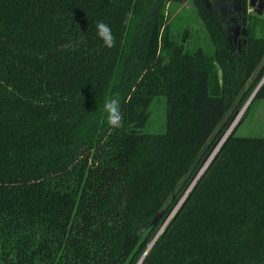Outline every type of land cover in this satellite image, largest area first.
<instances>
[{
    "label": "trees",
    "instance_id": "16d2710c",
    "mask_svg": "<svg viewBox=\"0 0 264 264\" xmlns=\"http://www.w3.org/2000/svg\"><path fill=\"white\" fill-rule=\"evenodd\" d=\"M185 1L0 0V264H136L144 253L208 139L264 76V8L252 17L240 0L237 49L216 0H190L207 55L169 38L161 8ZM109 96L121 128L107 123ZM158 97L164 131L150 134ZM140 264H264V138H228Z\"/></svg>",
    "mask_w": 264,
    "mask_h": 264
},
{
    "label": "rangeland",
    "instance_id": "374dc122",
    "mask_svg": "<svg viewBox=\"0 0 264 264\" xmlns=\"http://www.w3.org/2000/svg\"><path fill=\"white\" fill-rule=\"evenodd\" d=\"M253 3H254L253 6H249L248 4L246 9L247 10L246 13L252 17L258 14L257 12H259L262 6H264V0H253ZM263 8L259 14L262 13ZM161 16H162V20L166 23L169 38L173 39L178 44L181 43L184 51L191 52L196 48H199L202 52H204L207 55L212 54L213 45L210 41L209 35L206 29L204 28L202 22L198 18L196 10L190 0H187L183 3L170 2L164 4V6L161 8ZM230 28L231 31L235 32V28H236L235 26ZM232 35H233L232 33L229 34L230 38L229 37L228 38L230 39V41ZM236 37H237V33L234 34L235 39ZM261 63L262 61L260 62V64ZM260 64L258 65L257 69H259ZM242 107L240 108V110L242 109ZM237 117H236L237 119L235 118L236 120L234 119L233 121H232L233 117L230 118L228 125L222 130V133L227 130V127L230 124L233 123V125L235 126L234 135L236 137L264 138V100H254L252 98L251 101L247 104L246 108L239 115H237ZM227 118H228V114H226V116L224 117L223 122H225ZM164 124H165V103L162 97H158L153 100L152 104L149 107L148 121L143 131L150 134H160L164 131ZM221 126L222 125H220L218 128H220ZM216 140L217 138L212 139V137L208 139L206 143V145L210 144L208 149L206 150L205 153H202L197 157V159L193 162V164L190 166V168L184 175L183 179L186 180L185 185L182 187V190L177 194V198L175 199L174 202H176L178 199L179 201L181 200L182 202V200L184 199L183 202L185 203L190 191L193 189L194 185L202 175L198 177V179L195 181V184L193 185L190 191H188L184 195H182V193L185 190V188L188 185H190L191 180L194 177L196 171L202 166V164L208 157L207 154L213 147V144ZM204 171L202 172V174L204 173ZM188 174H190V176H188ZM174 218L172 219L169 218L167 220L166 224L161 229L162 232L165 230V228ZM161 221L159 223L158 229L161 228L162 226Z\"/></svg>",
    "mask_w": 264,
    "mask_h": 264
},
{
    "label": "clouds",
    "instance_id": "9594fccd",
    "mask_svg": "<svg viewBox=\"0 0 264 264\" xmlns=\"http://www.w3.org/2000/svg\"><path fill=\"white\" fill-rule=\"evenodd\" d=\"M132 12L126 14L125 23H129L132 20ZM97 36L102 40L104 46L111 49L116 46V39L112 33L110 26L103 21H97L96 23ZM9 92L13 91L11 86H6ZM103 110L106 114L107 123L112 128L123 127L124 117L121 113L119 97L109 96L104 100Z\"/></svg>",
    "mask_w": 264,
    "mask_h": 264
},
{
    "label": "water",
    "instance_id": "95a60500",
    "mask_svg": "<svg viewBox=\"0 0 264 264\" xmlns=\"http://www.w3.org/2000/svg\"><path fill=\"white\" fill-rule=\"evenodd\" d=\"M248 4H249V6H253V5H254L253 0H249ZM263 7H264V6H262V8H263ZM262 8L260 9L259 12H257L258 14L261 12ZM263 81H264V76H263V78L260 80V82L258 83V85L256 86V88L254 89L253 93L250 95V97L248 98V100L245 102V104L243 105L242 109H241L239 112H237V113L234 114V116H233V118H232V121H233V119H234L238 114H240V113L246 108L247 104L251 101V99L253 98L255 92H256V91L258 90V88L261 86V84L263 83ZM230 126H232V125L230 124V125L227 127V130H228V128H229ZM227 130H226V131H227ZM226 131L223 132V133L217 138V140L214 142L213 147L211 148V150L209 151V153L207 154V156L210 155L211 151L215 148V146L218 144V142L220 141V139L224 136V134L226 133ZM234 131H235V126L233 125V126L230 128V130H229V132L227 133V135L225 136V138L221 141V143H220L219 146L217 147L215 153L212 155V157L210 158V160H209L208 163L206 164V166H205V168L203 169V171L208 167V165H209L211 162L214 161L215 157L217 156V153L220 151L221 146H222V145L228 140L229 137L233 136ZM207 156H206V157H207ZM206 159H207V158H206ZM199 169H200V168H199ZM199 169L196 171L194 177L196 176V174H197V172L199 171ZM203 171H202V172H203ZM202 172H201V174H200L199 176L202 175ZM199 176H198V177H199ZM194 177L192 178V180L194 179ZM197 179H198V178H197ZM197 179H196V180H197ZM192 180H191V182H192ZM196 180H195V181H196ZM194 184H195V182L193 183V185H194ZM193 185L191 186V188H190L188 191H190V190L192 189ZM188 186H189V185H188ZM188 186L185 188V190L183 191L182 195H184V193H186V190H187ZM188 191H187V192H188ZM186 195H187V194H186ZM186 195H185V196H186ZM181 197H182V196H181ZM184 198H185V197H184ZM183 200H184V199H183ZM183 200H182V202H181V200L179 201V199H178L176 202L173 203V205H172V206L170 207V209L168 210V213H167V214L164 216V218L162 219V221H161V225H163L165 222H167V220H168L169 218L172 219V218H174V217L176 216L177 211H178V210L182 207V205L184 204ZM178 208H179V209H178ZM160 215H161V214L158 213V214L153 218V220L151 221V224H154L156 221H158V219L160 218ZM161 233H162V230H160V228H159V229L156 231V233L153 235L151 242L148 244L146 250H145L144 253L141 255V257L138 259V261H137L136 264H140V263H141V261H142L144 255L147 253L148 249L151 247V245L153 244V242L156 240V238H157Z\"/></svg>",
    "mask_w": 264,
    "mask_h": 264
},
{
    "label": "flooded vegetation",
    "instance_id": "af4514ba",
    "mask_svg": "<svg viewBox=\"0 0 264 264\" xmlns=\"http://www.w3.org/2000/svg\"><path fill=\"white\" fill-rule=\"evenodd\" d=\"M216 4L219 7V12L225 17V28L229 34H233L231 37V43L238 49L241 44H244V40L240 37L242 33V22L244 8L240 5V0H216ZM247 11V10H246ZM235 24V25H234ZM236 27L235 32L231 31L230 27ZM237 33L236 39L234 34Z\"/></svg>",
    "mask_w": 264,
    "mask_h": 264
},
{
    "label": "bare ground",
    "instance_id": "6f19581e",
    "mask_svg": "<svg viewBox=\"0 0 264 264\" xmlns=\"http://www.w3.org/2000/svg\"><path fill=\"white\" fill-rule=\"evenodd\" d=\"M239 115V114H238ZM237 117V116H236ZM235 117V118H236ZM234 118V119H235ZM238 118V117H237ZM236 118V119H237ZM233 119V120H234ZM235 119V120H236ZM233 126V123L231 124ZM230 126L228 128V130L226 131V133L224 134V136L220 139V141L218 142V144L215 146V148L211 151L210 155L207 157V159L204 161V163L202 164V166L200 167L199 171L197 172L196 176L194 177V179L192 180V182L190 183V185L188 186L187 190H186V193L187 191L191 188V186L193 185V183L195 182V180L198 178V176L201 174V172L203 171V169L205 168L206 164L208 163V161L210 160V158L212 157V155L215 153L217 147L219 146V144L221 143V141L225 138V136L227 135V133L229 132L230 128L232 127ZM185 194V193H184ZM166 224V222L161 226L160 230L163 228V226Z\"/></svg>",
    "mask_w": 264,
    "mask_h": 264
}]
</instances>
